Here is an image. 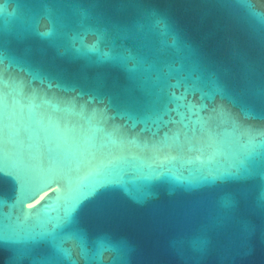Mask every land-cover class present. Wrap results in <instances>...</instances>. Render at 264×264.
I'll return each instance as SVG.
<instances>
[{
  "label": "water",
  "instance_id": "1",
  "mask_svg": "<svg viewBox=\"0 0 264 264\" xmlns=\"http://www.w3.org/2000/svg\"><path fill=\"white\" fill-rule=\"evenodd\" d=\"M81 3L0 0V95L15 122V130L0 133V237L30 245L36 260L48 259L53 224L75 195V184L70 189L54 182L21 204L16 176L27 185L39 164L54 162L73 170L77 183L116 182L104 198L105 215L89 202L92 197L73 215L89 242L125 241L131 249L127 264H264L262 218L253 207L264 195V177L190 183L210 181V171L250 165L249 148L257 165L264 159V102L241 96L230 73L216 75L207 63L232 68L243 57L258 65L264 53L259 17L246 18L238 0H143L141 7L155 19L137 18L133 31L109 38L131 58L121 66L101 61L111 46L82 48L97 37L76 12ZM249 3L264 16V0ZM48 7L60 18L55 28L42 18L40 31L52 34L41 37L31 25ZM186 47L205 62L186 59ZM142 68L152 69L150 80L134 78ZM163 80L179 85L170 90L179 99L164 95ZM238 189L246 198L228 213L221 201ZM50 197L47 215L36 218L35 210ZM21 208L33 213L28 221H20ZM201 238H210L211 247L197 256L192 244ZM173 240L192 249L193 257L178 254ZM9 257L0 248V264H9ZM102 257L104 264H118L113 251ZM69 258L95 264L79 249L64 264Z\"/></svg>",
  "mask_w": 264,
  "mask_h": 264
},
{
  "label": "snow or ice",
  "instance_id": "2",
  "mask_svg": "<svg viewBox=\"0 0 264 264\" xmlns=\"http://www.w3.org/2000/svg\"><path fill=\"white\" fill-rule=\"evenodd\" d=\"M41 2L50 4L54 3V0H41ZM238 2L244 6L243 12L246 18L255 20L259 17L258 22L264 28V16H261L254 9L253 5L249 3V0H238ZM142 3L143 0H82L81 6L76 9V12L88 22V32L97 37L95 43H82V48L88 52H97L99 51V44L111 46V54H103L100 58L101 61L107 60L113 64L124 66L131 58L117 49L114 44H111L109 38H119L121 34L133 31L135 24L132 21L137 18L143 19L148 23H151L155 19L153 11L141 7ZM129 16H131V20H126L125 18ZM42 18H47L50 21V26L55 28L59 22L60 14L54 7H48L42 9V14H38L33 20L31 25L33 31L41 37L50 36L52 34L50 31H40ZM156 23L159 25L164 23V21L156 20ZM185 50L187 52L186 59L198 64L205 62V57L197 51L187 47ZM207 63L216 75L230 73L232 77L231 85L241 96L246 98L256 97L261 102H264V53H262L258 65L251 63L247 58L243 57L232 68H226L210 60ZM151 73V68H142L139 73L134 74V78L144 79L147 77L150 80ZM162 84L164 95L171 97V99H179V97H176L170 91L179 85L170 84L167 80H163ZM8 129L15 130L14 113L9 111L3 96L0 95V133H6ZM255 155V149L249 148L245 160L251 161L250 165L245 166L244 164H240L237 166V171H233L229 167L219 169L215 172L210 171L207 174L211 178L210 181H192L190 183L196 185H214L217 180L242 181L252 175L264 177V159H261L259 165H257L255 160H253ZM4 167L0 163V171ZM16 178L19 182L18 202L21 204L25 199L35 197L45 187L50 186L54 182H64L70 189L75 184V188L73 189L75 195L68 202L63 215L58 216L56 222L53 224L55 235L51 239H48L51 242V252L47 255L48 259L36 260L34 259V249L30 245L21 244L12 237H0V248H7L10 251L9 264H27L29 260H32V264H64L63 258L69 257L73 249H79L80 254L86 258L91 255V260L95 261V264H104L102 254L105 250L113 251L116 254L118 264H127V257L131 249L125 241L121 240L114 243L100 244L89 242L87 234L79 226V215H73L77 205L81 201L89 200V197H92V200H89L90 203L93 201L98 203L97 212L100 215H105L107 205L104 198L115 185V181L97 180L89 184H84L83 182L77 183L73 177V170L68 171L63 166L54 162L39 164L38 171L33 175L27 185L22 184L17 176ZM143 193H141V197H146L150 194L146 192L147 194L144 195ZM246 195L244 191L239 189L232 192L230 196L225 197L221 201L224 210L228 213L234 212L246 198ZM61 199L63 198L57 193L56 200L60 201ZM51 200L52 198L50 197L48 201H45L41 205L40 209L35 210L36 218L47 215V207L50 206L49 202ZM253 207L262 218L261 229L264 230V195L258 197ZM21 213L23 214V220H20L21 222L28 221L33 216V213L25 212L23 208H21ZM250 230V226L246 225L245 232ZM105 240H107L106 235ZM172 244L178 254L192 258V249H194V254L197 256L206 255L211 247V239L201 238L194 241L192 249L176 247L177 240H173ZM65 245H71L72 247H65ZM89 249H91V253ZM68 264H76V262L69 258ZM110 264H114V262H110Z\"/></svg>",
  "mask_w": 264,
  "mask_h": 264
},
{
  "label": "bare ground",
  "instance_id": "3",
  "mask_svg": "<svg viewBox=\"0 0 264 264\" xmlns=\"http://www.w3.org/2000/svg\"><path fill=\"white\" fill-rule=\"evenodd\" d=\"M43 195H41L36 201H34L33 203L28 204V206H32L33 204H35L38 200H40V198H42Z\"/></svg>",
  "mask_w": 264,
  "mask_h": 264
}]
</instances>
